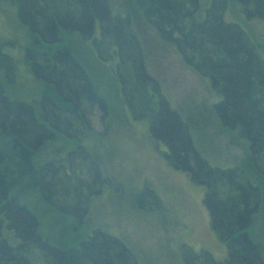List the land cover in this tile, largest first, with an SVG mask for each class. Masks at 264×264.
<instances>
[{
	"label": "trees",
	"instance_id": "trees-1",
	"mask_svg": "<svg viewBox=\"0 0 264 264\" xmlns=\"http://www.w3.org/2000/svg\"><path fill=\"white\" fill-rule=\"evenodd\" d=\"M0 1L16 7L31 38L25 47L29 67L49 89L28 101L12 97L0 82V264H37L36 253L44 264H139L130 247L105 229L78 237L90 200L107 179L86 147L75 148L69 140L85 134L89 115L97 112L104 119L109 109L74 51L48 52L75 34L91 42L101 61L116 59L132 119L147 123L152 139L166 147L169 165L204 187L211 227L226 244L227 257L218 260L210 251L188 246L184 263L264 264V245L250 232L263 198L264 59L241 25L225 20L232 0L134 3L160 38L210 79L221 96L214 105L222 125L249 141L250 174L241 166H213L198 151L188 121L147 70L132 16L114 12L110 0ZM238 1L248 18L264 21V0ZM8 57L0 51L5 69ZM78 160L89 163L88 180L77 175ZM149 195L160 207L149 187L137 196L140 206L145 208L143 198ZM35 202L52 216L44 226ZM56 227H63L57 235Z\"/></svg>",
	"mask_w": 264,
	"mask_h": 264
},
{
	"label": "rangeland",
	"instance_id": "rangeland-1",
	"mask_svg": "<svg viewBox=\"0 0 264 264\" xmlns=\"http://www.w3.org/2000/svg\"><path fill=\"white\" fill-rule=\"evenodd\" d=\"M110 5L114 12L132 16L147 70L159 80L172 107L188 121L198 151L213 166H241L250 174L249 141L236 129L222 125L214 105L221 96L213 90L210 79L187 65L178 49L160 38L134 0H110ZM207 7L203 6V10ZM225 12V20L240 24L264 59V21L248 18L238 0H232ZM30 39L16 7L0 1V51L9 56L6 69L5 61L0 62V82L12 97L28 101L49 90L34 78L29 67L25 47ZM62 48L78 55L107 99L109 109L104 119L97 112L89 115L86 135L69 140L75 148L79 144L86 147L107 179L101 192L91 198L78 237L90 235L95 228L105 229L130 247L139 264H185L182 252L188 246L195 252L210 251L218 260L226 258L227 246L211 227L204 187L169 165L166 147L152 139L147 123L132 119L122 97L116 59L101 61L91 42L82 41L77 34L65 36L60 44L51 45L48 52ZM76 166L77 175L88 180L89 163L78 160ZM262 184L261 208L250 232L264 245V181ZM148 187L157 194L160 207L150 195L143 198L145 208L140 206L137 196ZM35 205L44 226L52 216L43 205ZM62 230L63 227H56V235ZM43 258L40 253L32 257L37 264H44Z\"/></svg>",
	"mask_w": 264,
	"mask_h": 264
}]
</instances>
